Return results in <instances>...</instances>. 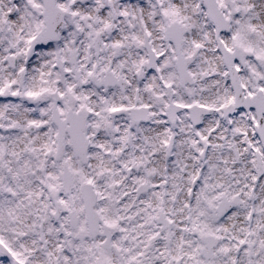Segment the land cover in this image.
<instances>
[{"label": "snow or ice", "instance_id": "1", "mask_svg": "<svg viewBox=\"0 0 264 264\" xmlns=\"http://www.w3.org/2000/svg\"><path fill=\"white\" fill-rule=\"evenodd\" d=\"M0 264H264V0H0Z\"/></svg>", "mask_w": 264, "mask_h": 264}]
</instances>
